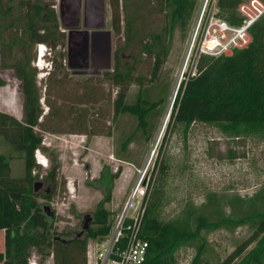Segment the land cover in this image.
I'll use <instances>...</instances> for the list:
<instances>
[{"label":"trees","instance_id":"1","mask_svg":"<svg viewBox=\"0 0 264 264\" xmlns=\"http://www.w3.org/2000/svg\"><path fill=\"white\" fill-rule=\"evenodd\" d=\"M13 1L0 0V14H4V19L14 8L20 10L19 18L23 19L22 33H16L15 37L11 31L4 34L5 27H0V45H7L5 44L7 35L9 39L7 37L6 40L9 43L18 42L21 46L25 45L23 43L26 40L22 37L23 34H27L29 39L37 34L40 41L46 42V37L42 36L39 26L36 25L42 10L39 0H17L16 5ZM242 1L244 0H215V15L233 24L240 23L243 15L239 5ZM160 2L163 3L164 8H168L166 12L168 23L162 32L153 33L145 41L142 40L144 42L141 45L142 50L153 57L150 78L157 76L168 54V40L175 26L184 29L198 4V0H160ZM109 3L112 29L118 36L121 32L119 0H109ZM249 33L250 40L244 46L234 48L230 53L217 56L204 53L197 55L194 62L196 70L193 73L186 72L181 78L157 151L156 172L166 168L167 161L162 155L161 148L176 124L182 125L184 138L191 124L196 120L215 124L229 136L255 135L264 138V13L251 23ZM123 49L125 46H115L112 69L106 70L104 74L118 86L113 99L114 128L118 130L119 114L121 116L123 113H128L137 120L135 129H131L124 140L120 141L121 149L116 150L118 158L129 160L127 145L137 135L145 140L148 138L154 108L160 101V93L152 98L150 95H142V89H139L135 99H127L129 84L135 81L141 85L145 76L141 74L133 76L131 65L123 66L120 56ZM55 58H49L51 66L55 65V67L44 74V76L47 74L46 78L50 77L51 72L57 67V61L62 67L61 59ZM14 70L21 81L22 113L21 117H16L0 110V136L11 144L19 157L23 158L24 170L21 175H13L9 163L10 157L0 153V229L4 230V247L0 250V262L29 264V258L35 252L41 255L38 264L47 256H52V264H87L88 239H99L104 236L109 231L113 219L111 211L105 206V202L110 199V192H105L97 202L93 210L92 224L82 236H74L66 241L57 238L55 235L58 231L44 210L43 202L38 199L39 194L35 188V182L39 177V172H34V168L39 166V162H36L35 150L44 146L39 128L79 131L85 134L97 131L92 127H83L88 119L82 112L85 110L84 107L80 109L75 107L77 110H74L73 114L72 108L71 116L67 117L79 121V128L70 127L63 130L47 122L49 115L54 119L59 116L57 115L59 109L56 108L53 114L48 104V110L43 113L40 88L36 81L37 68L30 64V59L27 57V59H17ZM3 83L0 76V85ZM97 91L90 86L84 88L82 92L86 95L91 94L89 100H92ZM76 101L84 102L83 98ZM89 107L90 112H98V109L92 111L93 104ZM76 113L80 116L76 117ZM122 131L124 137L126 132ZM57 167L58 165L53 161L51 167L41 176L42 179L55 185ZM158 180L159 175L156 173L151 183L152 188H147L144 198L141 235L147 239L148 246L143 264H176V251L183 245L193 244L196 238L201 237L203 229L223 227L231 230L243 224L250 227V234L242 239L221 263L264 264V185L248 197L238 193L229 195L209 191L203 203L197 205L191 201L186 202L178 214L163 219L157 209L158 187L155 186L157 184L155 182ZM43 196L47 199L51 198V194L48 193H44ZM203 241L194 243L196 252L191 264L200 262L205 247Z\"/></svg>","mask_w":264,"mask_h":264},{"label":"rangeland","instance_id":"2","mask_svg":"<svg viewBox=\"0 0 264 264\" xmlns=\"http://www.w3.org/2000/svg\"><path fill=\"white\" fill-rule=\"evenodd\" d=\"M247 1H242L239 8L241 6L243 11L252 13L254 7L249 5L251 9H248L245 5ZM13 4L16 5L17 0H14ZM214 4L215 0H198L189 24L184 29L175 26L168 40V54L157 76L150 78L153 57L146 54L141 45L149 35L162 32L168 23L166 16L168 8H164L160 0H119L121 32L117 36L111 29L112 50L116 45L125 46L120 54L123 66L131 65L133 76L136 74L145 76L141 85L135 81L129 84L127 99H135L139 89H142V95H150L152 98L158 92L160 93V101L154 108L148 138L145 140L137 135L136 139H131L127 145L129 160L118 158L116 150L121 149L120 141L124 140L131 129H135L137 120L128 113H123L121 116L119 114L117 116L118 130L114 128L113 99L118 86L103 73L112 69L113 57L110 66L83 76L71 74V71L66 68L67 73L58 76L61 66L59 61L55 60L57 67L51 72V76L46 78V74L40 80L38 87L43 113L48 110L49 105L53 114L56 108L59 109L57 114L59 116L54 119L52 115H49L47 122L63 130L70 127L79 128V121L67 117L71 116L72 108L73 114L74 110H77L75 107L78 109L84 107L85 110L82 112L88 119L83 127H92L97 131L85 134L79 131L67 132L55 131L52 130L53 128L50 130L39 128L44 146L35 150V157L46 160V165L39 163V166L34 168V172H39L37 181L41 182L36 186V191L42 204H47L49 210L53 211V214H48V217L58 231L56 234L69 238L80 231L83 228L85 215L89 214L93 219V210L107 191L110 192V199L105 202V206L111 211V217L114 219L121 211L139 169L144 172L143 181L147 188L151 187L156 173L159 175V182H155L157 183L155 186L158 187L157 195H155L158 213L163 219L178 214L186 202L191 201L197 205L203 203L209 191L229 195L238 193L248 197L264 185V138L255 135L229 136L215 124L198 120L191 124L185 138L182 134V125L176 124L171 129L162 146L163 149L161 148L162 155L167 161L166 168L156 172L155 159L166 120L169 118L174 94L184 74L193 73L196 70L194 62L197 56L193 58L196 45L191 47L195 29L200 18H204V12L205 14L215 12ZM14 10L18 9L14 8ZM13 18L22 20L19 14L15 13L12 17L1 20V25L4 26ZM7 32L5 31L4 34H8ZM7 37L9 39L7 35L5 44ZM29 41L26 40L25 45H17L13 49L14 58L5 45H0V74L5 84L0 87V110H8L9 113L16 114V117H21V115L17 116L20 96L14 86L12 90L8 87L10 84L12 86L14 76L12 69L5 63H14L19 58H31ZM196 43L197 39L194 44ZM40 47L45 51V60L38 61L46 67L40 71L41 73H37L45 74V69L50 67L47 60L53 57L54 48H49L46 42ZM6 60L9 61L6 62ZM90 86L98 90L92 100H89L91 94L86 95L82 92L84 88ZM11 94L14 95L13 98ZM44 96H46L45 99ZM79 98H83L84 102L76 101ZM91 104L94 106L91 107L92 111L98 109V112H90ZM78 116L80 115L76 113V117ZM96 125L99 127H95ZM127 129H129L128 132ZM122 130L126 132L124 137H122ZM0 153L10 157L9 163L13 175L23 174V158L18 156V152L2 136H0ZM53 161L58 165L55 185L41 177L51 167ZM44 193L51 194V198L44 197ZM250 232L251 229L247 224L239 225L231 230L223 227L203 229L201 237L196 238L193 244L183 245L176 251V264H191L196 252L194 243L202 240L205 247L198 264H222L221 262L229 252ZM1 233L2 231H0V249L3 237ZM92 242L93 238H89L88 247ZM40 258L41 255L34 252L29 258V264H38ZM52 262V256H47L39 264H52Z\"/></svg>","mask_w":264,"mask_h":264},{"label":"built area","instance_id":"3","mask_svg":"<svg viewBox=\"0 0 264 264\" xmlns=\"http://www.w3.org/2000/svg\"><path fill=\"white\" fill-rule=\"evenodd\" d=\"M245 5L248 9L252 5L254 9L250 13L243 11L240 6L243 18L237 24L216 16L214 11L212 14L204 12V18H200L191 42V47L196 45L193 58L201 53L213 56L227 54L250 40L249 26L264 13V1L248 0ZM196 39L197 43L194 44ZM42 44H37L39 53L44 51L40 47ZM37 160L41 161L38 157ZM143 177L144 172L139 169L123 207L112 220L109 231L101 238L93 239L89 247L87 246V264H143L148 246L147 239L141 235L147 190Z\"/></svg>","mask_w":264,"mask_h":264},{"label":"flooded vegetation","instance_id":"4","mask_svg":"<svg viewBox=\"0 0 264 264\" xmlns=\"http://www.w3.org/2000/svg\"><path fill=\"white\" fill-rule=\"evenodd\" d=\"M38 2L42 5V10L36 25L39 26L42 36L46 37L49 48H54L53 57L62 61L58 76L67 73L66 65L70 66L68 70L71 74L80 76L98 71L100 69L97 65L98 61L103 59L100 51H107L109 58L111 47L107 32L109 28L112 29L109 0H39ZM3 15L0 14V21L3 20ZM0 27H5V24L2 26L0 22ZM49 69L53 67L50 65ZM49 69L45 71L48 72ZM83 234L80 235L78 231L65 239L80 237ZM55 236L64 239L59 234Z\"/></svg>","mask_w":264,"mask_h":264},{"label":"crops","instance_id":"5","mask_svg":"<svg viewBox=\"0 0 264 264\" xmlns=\"http://www.w3.org/2000/svg\"><path fill=\"white\" fill-rule=\"evenodd\" d=\"M21 11L20 10H12V13L11 14H9V15H7L6 17H12L15 13H20ZM5 17V18H6ZM14 18L12 19V20H10L9 22H6L7 24H5V30L6 31H8L7 33H10L9 31H11V34H13L15 37H16V35L17 34H21L22 33V27H23V19L21 20V21H19V20H15V22H14ZM107 32H109V41H110V45L112 44V32H111V29L109 28L108 30H107ZM17 33V34H16ZM26 40H30L29 41V43L28 44H30L29 45V54H30V57L31 58H29L30 59V64L32 65V66H35L37 69H38V72H40V71H42V69L40 70V65H39V62H38V56H39V54H38V52H39V50H38V46H37V44L38 43H43V44H45V42H43V41H40V39H38V36H37V34H35L31 39H29V38H27V34H23L22 35ZM14 38V37H13ZM26 40H25V42H26ZM8 42L9 41H7V45H5L6 47H7V50H8V52H11V54H12V57H13V55H14V53H13V49H15L16 48V46L17 45H19V43L18 42H14V43H9V44H11V45H8ZM24 44V43H23ZM112 54H113V50H112V45H111V47H110V52H109V58H108V54H107V51H100V56H101V58H103V59H101L100 61H98L99 63L97 64L99 67H100V69H103L104 67H108V66H110L111 65V63H112ZM35 55H36V57H35ZM10 56V55H9ZM14 58V57H13ZM9 60H6V62H8ZM15 63V62H14ZM14 63H5V65L6 66H8V68H11L12 69V72L14 73H12V75L14 76V78H13V83H12V86H11V84L8 86L9 88H11V90L13 89V86H14V89H16L17 91H18V94H19V96H20V100H19V103L17 104L18 105V114H17V116L19 115H21V113H22V106H23V95H22V91H21V81H20V79L16 76V74H15V70H14ZM66 65V64H65ZM64 65V66H65ZM66 67V69H69V67L70 66H65ZM98 70V69H97ZM0 76H1V74H0ZM43 77H44V74H40V73H37V75H36V78H37V85L39 86V84H40V80L41 79H43ZM1 78L3 79V77L1 76ZM3 85H5V84H1L0 85V87L1 86H3ZM14 93V92H13ZM11 97L13 98L14 97V95L13 94H11ZM5 111H7L8 112V110H5ZM16 115V114H15ZM0 231H2V236H4V230L3 229H0ZM3 247H4V245H3V237H2V242H1V249L0 250H2L3 249Z\"/></svg>","mask_w":264,"mask_h":264},{"label":"water","instance_id":"6","mask_svg":"<svg viewBox=\"0 0 264 264\" xmlns=\"http://www.w3.org/2000/svg\"><path fill=\"white\" fill-rule=\"evenodd\" d=\"M174 95H175V94H174ZM174 97H175V96H174ZM173 100H174V98H173ZM173 100H172V103H173ZM170 110H171V109H170ZM119 170H120V168H119ZM40 183H41V182L36 181V182H35V188H36L37 185H40ZM43 208H44V210L46 211L47 214H53V211L49 210V207H48L47 204H44V205H43ZM91 219H92V217H91L89 214H86V215H85V221H84V224H83V228L79 231V234H80V235L83 234V233L88 229V226H89V224H90ZM56 237H59V236H56ZM66 240H67V239L64 238V241H66Z\"/></svg>","mask_w":264,"mask_h":264},{"label":"clouds","instance_id":"7","mask_svg":"<svg viewBox=\"0 0 264 264\" xmlns=\"http://www.w3.org/2000/svg\"><path fill=\"white\" fill-rule=\"evenodd\" d=\"M38 54H39V56H38V60H39V59H44L45 51H42V52H40V53L38 52ZM44 60H45V59H44ZM39 61H40V60H39ZM39 61H38V62H39ZM47 62L50 63V60L48 59ZM39 65H40V69H42V70H43L44 67H46V65H44V64L42 65L41 62H39ZM50 65H51V63H50ZM36 159H37V158H36ZM37 162H39V163H41V164H43V165H46V160H41V161H38V160H37Z\"/></svg>","mask_w":264,"mask_h":264},{"label":"bare ground","instance_id":"8","mask_svg":"<svg viewBox=\"0 0 264 264\" xmlns=\"http://www.w3.org/2000/svg\"><path fill=\"white\" fill-rule=\"evenodd\" d=\"M45 48V47H44ZM42 65H43V63H41ZM168 120H166V122H167ZM165 125H166V123H165Z\"/></svg>","mask_w":264,"mask_h":264}]
</instances>
